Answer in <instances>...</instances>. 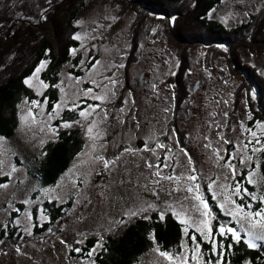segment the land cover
Listing matches in <instances>:
<instances>
[{"label":"rangeland","instance_id":"1","mask_svg":"<svg viewBox=\"0 0 264 264\" xmlns=\"http://www.w3.org/2000/svg\"><path fill=\"white\" fill-rule=\"evenodd\" d=\"M263 7L264 0H222L207 15L209 19L231 29L246 22L252 13L259 12ZM125 12L119 14L120 9L112 0L87 1L77 22L78 34L82 39L78 40L79 46L76 48V53L73 55L71 52L70 61L57 74L56 85L63 81L61 87L65 89V92H61L60 88L56 87L58 98L50 105V98L47 95L50 86L44 89L27 85L34 98L26 96L21 98L19 127L15 135L11 138L0 135L2 138L0 159L5 162L3 172H0V184L9 185L6 189H0V225L7 226L0 227V241H2L0 264H97L95 256L103 249L109 233L119 230L134 219L150 217L153 214L160 217V212L167 203L171 202L164 192H160L158 197L154 195L152 184L149 179H146L149 171L144 168L142 157L155 160V157L148 152H141L140 157L125 154L121 160L126 161V164L122 163L111 173L107 172L101 164L81 165L82 160L89 158L83 153L90 151L88 146L91 143L86 135L85 127L81 124L76 125L84 131L85 144L57 184L45 185L36 176V169L45 154L46 145L57 138L56 125H61L59 122L64 113L73 111L79 116L80 109L71 110L70 102L68 107L64 106L65 93L71 96L72 91L77 87L81 90L92 87L90 80H100L102 76H114L119 83L113 89L115 95L111 103L106 105L109 110L108 119L106 123L100 125L101 128L106 129V135L100 141L106 144V148L97 154L113 158L126 147L143 148L145 141L149 143V146H154L157 141L164 142L177 153L180 148H184L192 156L199 173L205 177L201 189L216 216V219L211 221L213 233L219 223H228L231 219L223 214L217 206V200L212 199L211 193L206 188V184L210 182L209 178L223 176L227 174V169L220 167L212 150L204 147L207 142L204 137L207 136L213 141V147L216 146L219 129L214 126L208 127L213 112L217 113L216 120L221 123L223 120L219 114L223 111L228 112V127L224 128V133L234 141L242 136L241 122L256 130V122L251 123L252 113L249 103L251 98L246 89L242 88L243 73L233 74L226 57L220 52H213L207 46L186 51L185 69L179 78L181 91L186 96L180 105L181 113L177 115L178 132L182 135L181 139L176 131V139L180 142L177 147L175 140L170 139L171 130L175 129L170 123L175 118L176 84L181 69L182 58L179 47L169 40L164 33L163 24L157 19H147L135 33L133 28L136 14L130 10ZM112 17L116 19L113 20ZM15 24L17 27L21 23ZM98 25H110V27H98ZM94 29L96 31H93ZM92 36L96 38L92 39ZM225 48L222 47L221 51L227 52ZM240 59L255 68L264 78V50L254 53L242 50ZM97 60L104 68L98 72H90L89 69ZM120 64L124 66L116 67ZM47 67L48 63L38 77L49 84L45 77ZM77 77L82 78L79 85L75 82ZM32 78L33 74L28 79ZM152 85H156V88L153 89ZM129 93L134 104L124 105L123 101L129 97ZM215 100H227L228 103L217 105L214 103ZM33 101L41 103L43 114L39 107L31 103ZM77 102L81 108L86 107L87 104L98 103L91 99L85 102L82 97L77 98ZM57 104L61 105L59 109L55 108ZM121 107L125 108L124 113L118 111ZM165 108H170L171 111L165 112ZM133 113L136 120L131 118ZM49 114H52V119H48ZM249 114L251 119L248 118ZM116 117H120V120L115 119ZM81 119L79 116V120ZM137 121L140 124L139 128L136 127ZM53 130H56L55 133ZM149 137L154 139L149 140ZM222 147L228 152L233 151L232 144ZM158 152L163 160L165 152L160 150ZM225 159H227L226 155ZM257 160L260 164L258 171L264 175L262 152L256 153L253 156V162L249 165H241L238 160H233L239 168V174L235 179L241 181L243 187L254 193L264 192V186L248 184L245 176L249 167H255ZM180 161L186 162L183 155H180ZM219 164H223V161ZM10 166L15 167L17 171L8 175ZM124 167L128 169L126 174ZM89 168L94 170L86 177L82 175ZM179 171L178 168L177 172ZM122 180L124 183H120ZM232 183L229 180V184ZM57 194H62L63 200L51 198ZM25 200H29L30 203L25 204ZM51 202H54L56 206L69 205L56 222L51 220V212L46 206V203ZM249 202L251 201L248 197L244 200L237 198V203ZM149 205L154 207L149 208ZM140 207L148 210L135 216L128 215L129 212ZM259 207L264 205L256 201L253 203L252 210ZM15 209H19L20 212H16ZM41 209L47 217L44 220L40 219ZM24 212L31 214V235L24 230L25 221L22 215ZM168 214L172 215L170 212ZM219 214L223 218L218 217ZM16 220H21L22 223L17 225ZM44 225H48L46 230L37 232L38 228L44 229ZM182 225L183 238L179 253L185 252L182 246L186 245L188 254L191 255L193 242L190 236L194 229L189 227L188 234H185V225ZM231 226L236 227L234 222ZM49 229L52 231L49 232ZM196 235L200 236L199 233ZM92 237L96 238L93 248L88 247V240ZM229 238L232 242L230 236ZM216 239L224 245L225 249L224 243L228 237H216ZM61 240L66 243L62 244ZM201 241H203L202 237ZM203 242L210 244L208 241ZM98 244L103 246L98 248ZM17 247L21 249L19 253L16 251ZM75 248H79L80 251H74ZM85 248L88 251H85ZM94 248L97 250L89 256V252ZM157 249L164 251L154 244L135 264H170L168 260L160 257ZM201 251L204 252L202 258L204 262L211 260L215 264L218 257L212 254L211 244L209 249H204L201 245ZM226 254L225 249L222 264H230Z\"/></svg>","mask_w":264,"mask_h":264},{"label":"trees","instance_id":"2","mask_svg":"<svg viewBox=\"0 0 264 264\" xmlns=\"http://www.w3.org/2000/svg\"><path fill=\"white\" fill-rule=\"evenodd\" d=\"M89 0H0V135L11 138L19 127V102L21 98H34L24 83L36 67L47 61L45 77L49 82L47 95L50 105L57 101L56 85L59 70L70 61L71 52L79 46L74 38L78 34V18ZM222 0H112L120 9L119 14L130 10L136 14V33L147 19H157L163 24L164 33L179 48L182 58L177 76V95L173 120L170 125L179 131L178 117L180 105L185 100L181 91V72L185 69L188 49L207 46L221 53L229 62L233 74L243 73L242 88L251 100V123L264 122V78L255 68L240 59V51L252 53L264 50V7L252 13L248 20L234 28L209 19L208 12ZM16 22L21 23L16 27ZM226 47L227 52L221 51ZM242 89H240L241 91ZM79 116L73 111L64 113L63 121H77ZM57 126V138L49 142L40 161L36 176L45 185H55L71 167L85 144L82 128L73 124L70 128ZM182 139L181 132H178ZM264 174V152H262ZM51 212V220L59 219L67 204L56 206L46 203ZM218 211V210H217ZM218 217L223 218L220 214ZM44 229H37L43 232ZM197 240L204 249L210 244ZM103 249L95 256L97 264H135L142 256L158 245L164 251L180 252L183 225L174 216L167 214L162 221L157 214L149 218L129 221L107 235ZM95 237L88 240V247H94ZM227 260L230 264H264V248H249L242 240L232 243L225 239ZM228 245H231L229 248ZM85 251H88L85 248Z\"/></svg>","mask_w":264,"mask_h":264},{"label":"snow or ice","instance_id":"3","mask_svg":"<svg viewBox=\"0 0 264 264\" xmlns=\"http://www.w3.org/2000/svg\"><path fill=\"white\" fill-rule=\"evenodd\" d=\"M112 19L114 20L116 17H112ZM98 27H110V25H98ZM93 31L96 30L94 29ZM74 38L77 40L82 39L79 34L75 35ZM91 38L95 39L96 37L92 36ZM93 47L95 46L93 45ZM226 50L227 49H225V51ZM76 51V49L72 50L73 55ZM47 63V61H42L35 69L33 78L26 79L24 83L29 87L48 88L50 85L43 80H40L38 77V74L45 68ZM123 66V64H120L116 67L122 68ZM103 68L104 66L99 60H97L89 71L98 72ZM75 82L76 85H79L82 82V78H75ZM90 82L92 87L82 90L77 87L72 91L71 96H68V94L65 93L66 99L64 101V106L68 107L70 102L71 110L80 109L79 116L82 119L71 122L65 121L62 127L70 128L73 124H81L85 127L86 135L91 143L88 146L90 151L83 153V155H86L89 158L87 160H82L81 165L101 164L107 172L111 173L122 163L126 164V161L122 162L121 160L122 156L125 154L133 157H140L141 152H148L151 156L155 157V160L148 157H142V159L144 168L149 171V176L146 177V179H149L152 184L153 194L158 197L160 192H164L167 194V198L171 201L167 203L160 212V219L163 221L165 216L170 212L180 220L181 224L185 225V234H188L189 227L194 229L190 236V239L193 242L190 250L191 255L188 254V248L184 245L182 247L185 248V252L176 254L157 249L160 257L168 260L170 264H213L211 260L207 262L202 260L204 252L201 251V243L196 240V233L200 234L203 241H208L211 244L212 254L218 257L215 264H222L225 250L224 245L217 241L216 237L227 238L230 236L233 243H240L241 240H243L249 248H264V207H259L254 211L252 210L253 203L256 201H259L264 205V192L254 193L250 192L246 187H243V183L235 179L239 174V168L237 164L233 163V160H238L241 165H249L253 162V156L256 153L264 152V122L256 121V130L247 127L241 122V128L243 129L242 136L239 140L234 141L224 133V128L228 127V112L223 111L219 114L222 117L223 123L216 120L217 113H211L212 120L209 122L208 127L211 128L214 126L219 129L216 136V146L213 147V141L205 136L204 139L207 142L204 147L212 150L218 165L227 169V174L216 177L215 179L209 178L210 182L206 184V188L207 191L211 193L212 199L217 200V206L222 210L223 214L231 218L228 223H219L216 226L215 233H213L211 221L216 219V216L212 211V206H210L208 200L205 199L201 189V184L204 182L205 177L199 173L192 156L189 155L186 149L180 148L177 153L173 152L172 147L164 142L157 141L154 146H149V143L145 141L143 148L133 149L126 147L113 158H106L102 154H97L106 148V144L100 143L106 135V129L101 128L100 125L106 123L108 119L109 110L106 105L111 103V99L115 95L113 89L119 81L116 80L114 76H102V79H91ZM63 83L64 82L61 81L60 84L52 86L60 88L61 92H65V89L61 87V84ZM152 87L155 89L156 85H152ZM80 97L84 98L85 102L88 99H91L98 103L87 104L86 107L81 108L80 104L77 102V98ZM31 103L36 107H39L41 109V114H43V106L39 101H33ZM214 103L217 105L220 103L226 105L228 101L215 100ZM123 104H134V101L131 99V93H129V97L123 101ZM60 107V104L55 105L56 109H59ZM118 111L124 113L125 108L121 107ZM129 111H131V109H129ZM164 111L169 112L171 109L165 108ZM131 118L132 120H136L134 113ZM248 118L251 119V114L248 115ZM48 119H52V114H49ZM115 119L119 121L120 117H116ZM136 127H140L138 121L136 122ZM55 131L56 130H53L54 133ZM151 139L154 138L149 137V140ZM170 139L175 140L176 146H179L180 142L176 139L175 129L171 130ZM228 144L233 145L232 152H228L227 149L222 147L223 145ZM0 145H2V138H0ZM158 150L165 152L163 160H161ZM222 152L224 154H222ZM249 153L252 154L250 155ZM180 155L185 157V163H181ZM225 155L227 156V159H225ZM220 161H223V164H219ZM4 163L5 162L0 159V172H3ZM259 167L260 164L258 160L255 162V167H249L247 175L245 176V180L248 184L264 186V175H261L258 171ZM178 168L180 169L179 172H177ZM93 170V168H89L88 171L82 173V175L86 177ZM165 170L170 171L166 172ZM15 171H17V169L10 166V171L7 174L11 175V173H14ZM124 172L125 174L128 172L127 167H124ZM229 180L233 183L229 184ZM120 183H124V181L122 180ZM73 186H75V181H73ZM8 187L9 185L6 183L0 184V189H6ZM145 187H147V185H145ZM52 191L54 192L55 190ZM245 197H248L251 202L246 204L237 203V198L244 200ZM51 198L63 200V195L57 194ZM24 203L28 204L30 201L25 200ZM152 207H154V205H149V208ZM147 210L148 209L140 207L135 211L129 212L128 215L135 216L146 212ZM15 211L20 212L19 209H15ZM22 215L25 221L24 230L31 235V214L29 212H24ZM46 218L47 217L43 214V210L41 209L40 219L44 220ZM145 218L147 219L149 217ZM232 222L235 223L236 227L231 226ZM15 223L20 225L22 222L21 220H16ZM0 227L7 226L0 225ZM51 231L52 230L49 229V232ZM0 243H2V241H0ZM61 243L64 244L66 242L61 240ZM102 246V244L97 245L98 248ZM228 247L230 248L231 245H228ZM73 250L76 252L80 251L79 248ZM96 250V248L92 249L88 255L91 256ZM16 251L19 253L21 249L17 247Z\"/></svg>","mask_w":264,"mask_h":264}]
</instances>
